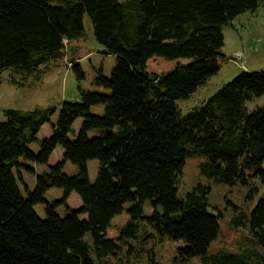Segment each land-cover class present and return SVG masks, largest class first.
I'll return each mask as SVG.
<instances>
[{"label": "trees", "instance_id": "trees-1", "mask_svg": "<svg viewBox=\"0 0 264 264\" xmlns=\"http://www.w3.org/2000/svg\"><path fill=\"white\" fill-rule=\"evenodd\" d=\"M261 0H0V74L12 68L8 83L25 87L40 79L43 66L60 59L69 43L86 36L89 18L95 41L117 57L110 77L99 72L102 93L82 92L80 101L63 102L52 133L37 136L55 108L6 109L0 123V264H96L118 248L106 237L111 221L130 203L123 237L136 238L138 221L155 236L182 243V264L200 257L203 264H253L252 256L226 251L209 254L220 232L210 207L209 186L199 183L183 198L180 176L188 158L205 161L200 173L217 185L264 187V106L249 112L246 103L264 96V70L244 71L224 85L202 107L183 115L177 101L189 98L219 73L225 38L222 27ZM153 56L187 59L164 74H150ZM74 72L85 74L79 65ZM103 106L102 115L93 112ZM83 120L80 131L75 129ZM99 131L91 138V131ZM39 142V153L31 145ZM63 161L37 175L33 192L22 195L16 172L26 165H48L54 151ZM100 163L90 182L87 164ZM66 161L79 166L65 174ZM62 191L56 204L46 200ZM76 196L77 198H75ZM76 200L78 204L74 203ZM61 203L67 217L57 213ZM153 208L145 216L144 206ZM43 205L45 218L35 207ZM245 220V221H244ZM248 223L251 236L264 249V192L250 214H240L236 227ZM93 237L91 246L85 240ZM176 264V263H175Z\"/></svg>", "mask_w": 264, "mask_h": 264}, {"label": "rangeland", "instance_id": "rangeland-1", "mask_svg": "<svg viewBox=\"0 0 264 264\" xmlns=\"http://www.w3.org/2000/svg\"><path fill=\"white\" fill-rule=\"evenodd\" d=\"M84 23L86 36L69 43L60 59L43 66L42 70L46 72L40 79L29 78L26 86L19 88L8 83L12 76H17L14 69L8 68L0 74V123L5 120L4 111L6 109L32 111L37 108H55V115L49 123L42 127L37 136L38 140H42L52 133V126L57 122L63 102L80 101L82 92L102 93L101 89L96 87L99 72L103 71L105 77H110L117 64V57L105 54V49L95 41L87 16ZM222 31L225 44L221 51L222 57L218 60L220 71L189 98L177 101L183 115L202 107L209 98L242 72L264 70V0H261L258 10L239 15L233 21L225 24ZM238 52L244 54L242 64L236 62ZM188 62L187 59L170 60L162 56H153L147 62V71L150 74H164L174 69L178 63L187 64ZM76 65L81 67L85 78L80 79L79 75L74 72ZM262 106H264V96L253 98L246 103L249 112ZM103 110V106L93 108V112L98 115H102ZM82 124L83 120L78 119L74 125L75 129L80 131ZM96 133L99 131H91L89 136L93 138ZM31 150L38 154L39 142L32 144ZM64 154L65 151L58 147L48 165H37L20 159V163L26 167L21 168L18 173L16 172V180L24 198L27 197V192H33L37 175L63 161ZM204 161L205 159L200 156L186 160L179 180L178 196L183 198L199 183L210 187L211 192L208 198L210 207L217 214H221V217L219 218L220 232L218 238L211 244L209 254L219 251L231 254L246 253L249 257L252 256L253 264H264V249L251 236L248 223L240 227L233 224L241 213L245 216L250 214L262 196L264 187L256 182L257 193L250 199L248 197L250 188L239 184L234 186L217 185L201 175L200 165ZM87 167L90 182L94 184L101 165L98 161L92 160L88 162ZM63 171L72 176L77 175L80 169L79 166L66 161ZM45 198L49 203L56 204L62 200V191L52 189ZM74 203L78 204L79 201L76 200ZM130 206V203L125 204L124 211L111 221L106 230V237L114 239L118 248L114 249V254H108L101 262L92 252V258L96 264H182L180 259H177L178 248L182 246V243L155 236L153 229H150L143 221L136 222L140 227L136 238L123 237L122 230L127 227L129 222H135L128 212ZM35 209L40 217L45 218L43 205H38ZM56 210L61 217L68 216L61 203L57 205ZM153 212L150 204L144 206L145 216H151ZM85 240L91 246L93 245V237L90 232L86 234ZM188 264L203 263L200 257H196L191 259Z\"/></svg>", "mask_w": 264, "mask_h": 264}, {"label": "built area", "instance_id": "built-area-1", "mask_svg": "<svg viewBox=\"0 0 264 264\" xmlns=\"http://www.w3.org/2000/svg\"><path fill=\"white\" fill-rule=\"evenodd\" d=\"M67 43H68V41L65 40V45H67ZM236 57H237L238 60L242 61V59L244 58V55H243V53H238L236 55Z\"/></svg>", "mask_w": 264, "mask_h": 264}]
</instances>
